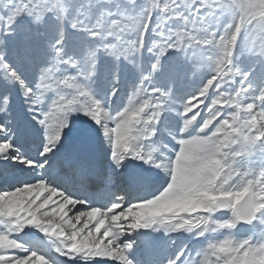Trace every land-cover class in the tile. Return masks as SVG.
Masks as SVG:
<instances>
[{"label":"snow or ice","instance_id":"snow-or-ice-1","mask_svg":"<svg viewBox=\"0 0 264 264\" xmlns=\"http://www.w3.org/2000/svg\"><path fill=\"white\" fill-rule=\"evenodd\" d=\"M0 264H264V0H0Z\"/></svg>","mask_w":264,"mask_h":264}]
</instances>
